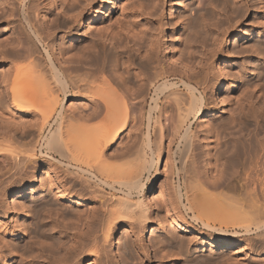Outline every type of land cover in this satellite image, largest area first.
I'll return each mask as SVG.
<instances>
[{"label": "bare ground", "instance_id": "1", "mask_svg": "<svg viewBox=\"0 0 264 264\" xmlns=\"http://www.w3.org/2000/svg\"><path fill=\"white\" fill-rule=\"evenodd\" d=\"M145 1L130 2V8L122 9L124 20L116 18L113 26L99 22L86 27L93 0H48L43 5L44 0H0V228L4 233L0 264H118L117 248L126 262L161 258L167 261L158 264H176L184 252L193 258L190 245L203 232L181 208L195 224L213 232L194 252L207 247L211 252L233 248L252 255L264 252V0L178 1L175 11L170 7L171 17L179 11L178 20L184 18L183 26L175 27V47L169 34L163 40L158 36L160 20H154L158 26L150 32L136 20V10L147 8ZM147 1V15L160 16V3L165 0ZM62 30L68 44L58 52L55 41ZM188 30L203 39L201 56L192 65L188 64L196 54L195 40L188 33L186 38ZM230 36L234 37L231 49ZM164 48L173 66L163 62ZM121 85L138 97L132 102L138 104L137 117L131 114V99L120 91ZM228 87L233 88L230 98L225 95ZM214 90L218 96L214 97ZM163 98L172 100L176 108L172 107L176 117L167 146L160 120ZM74 99H80L79 106ZM228 103L235 104L233 109ZM83 105L88 112H83ZM22 112L32 116L23 126L22 117L15 121ZM199 119L203 139L218 149L212 155L215 165L210 161L212 166L205 164L207 168L201 170L206 175L200 174L202 166L197 167L194 145L199 135L193 127ZM135 120L138 130L131 143L126 142L121 152H111L110 146ZM176 142V157L166 163L171 164L172 180L178 179L177 187L165 183L167 189H162L154 208L146 197L135 200L145 187L144 175L154 181L163 154L170 156ZM146 149L153 152L151 160ZM120 156L121 162L115 163ZM38 158L45 159L51 171ZM31 164L34 170L27 172ZM42 172H52L49 184H41L42 196L29 200V193L39 188ZM6 174L11 179L3 178ZM14 196L10 205L8 197ZM156 209L164 214L155 221ZM7 214H13L15 223L7 220ZM157 223L161 233L147 243L145 236ZM121 226L127 227V235L115 249ZM253 238L258 246H252ZM4 247H10L8 254ZM256 259L264 264V258ZM212 263L211 258L197 256L181 262Z\"/></svg>", "mask_w": 264, "mask_h": 264}, {"label": "rangeland", "instance_id": "2", "mask_svg": "<svg viewBox=\"0 0 264 264\" xmlns=\"http://www.w3.org/2000/svg\"><path fill=\"white\" fill-rule=\"evenodd\" d=\"M48 0H44V3H42V5L43 4H45L46 2H47ZM136 2L137 0H93V4H92V9H90L89 11H88V13H87V15H86V17H85V25H86V27L87 26H90V24H92V23H94V24H97V23H101V24H103V25H105V26H108V25H110V26H113V25H115L118 21V19H120L121 18V20H124L123 18H125L124 17V15H122L121 13H122V9L125 7V9L126 8H130V2L132 3V2ZM178 1H181V0H165V4L164 3H160V6H162V9H163V12H162V14L160 15V16H156V18H154L155 17V15L154 16H148L147 15V13L149 12V8H150V6L148 7V1L146 0L145 2L147 3H145L146 5H147V8L145 9V7H143L142 8V11L141 10H139L138 8V10L139 11H141V12H139L138 10H136V13L138 14V15H136L137 17H136V20L137 21H139V23H142V27H143V29H146V31H148V32H150V31H152V30H154V28H155V26H158L159 24H161V25H159L158 26V31H160V32H158L157 31V33H160V34H158V36L161 38V36H162V40H163V36L165 35V34H169L168 35V37L169 38H171L172 39V47H173V45H174V47H175V43H176V28H180V27H182L183 26V24H182V20L184 19V18H179V20H178V15L181 13V12H179V11H176V12H173L172 14V17L170 16V12L172 11V9H173V11H175L177 8H178ZM187 0H183L182 2H186ZM197 1H200V0H197ZM204 1V0H203ZM230 1V0H229ZM231 1H233V0H231ZM134 2V3H135ZM204 2H206V0L204 1ZM113 5H111V4ZM196 4H197V2H196ZM196 4H195V6H196ZM231 4H232V2H231ZM163 5H164V7H163ZM198 5V4H197ZM159 6V7H160ZM170 7L172 8L171 10H170ZM111 8V9H110ZM161 8V7H160ZM146 10H148L147 12H145V13H143L144 11ZM154 10V9H153ZM102 12L101 13V15H99L98 16V13L99 12ZM138 11V12H137ZM90 12H91V16H90ZM190 12V14L192 15V12H193V14H194V9H193V11L191 10V11H189ZM189 12H186L187 14H189ZM140 13V14H139ZM142 13V14H141ZM164 13V14H163ZM103 14V15H102ZM145 16H144V15ZM182 14H185V12H183ZM121 15V16H120ZM261 15H264V13L263 12H261ZM96 16H98L96 19H95V21L94 22H92V19L94 18V17H96ZM180 16V15H179ZM183 16H185V15H183ZM182 16V17H183ZM190 16V15H189ZM119 17V18H118ZM158 17V18H157ZM52 18V17H51ZM116 18H118V19H116ZM185 18H188V17H186L185 16ZM155 19H158V21H159V23H158V25H156L155 24ZM182 19V20H181ZM97 21V22H96ZM116 22V23H115ZM115 23V24H114ZM144 25V26H143ZM171 26L169 29H165L166 28V26ZM146 26V27H145ZM174 26V27H173ZM6 27V25L4 24L3 26H2V29H4ZM145 27V28H144ZM173 27V28H172ZM176 27V28H175ZM160 28V29H159ZM148 29V30H147ZM65 31L66 30H62V31H59L58 32V36H57V39L59 40V41H55V47H56V50L58 51L59 50V48L61 47V48H64V47H66L67 45H65L66 43L68 44V42H66L64 39H66L67 40V38H66V35H64L65 34ZM187 33L188 34H190V36H188V37H191L192 38V40H193V37L196 35V34H193L191 31L189 32V30L186 32V38H188L187 37ZM63 34V35H62ZM192 35H194V36H192ZM171 36V37H170ZM64 37V38H63ZM190 38V39H191ZM56 39V40H57ZM198 39H200V41L198 40ZM202 39V37L200 38V37H194V48H193V53H196V54H192V56H194V57H192L191 56V58L190 59H192L190 62H189V64L188 65H192V63L194 62H196L197 60H199V58H200V56H201V53H202V47H203V43H200V42H203V39ZM230 39H231V43L229 44V47H230V49L232 48V46H233V40H234V37H231L230 36ZM236 39V38H235ZM208 40V38H206L205 39V42ZM57 42H59V43H57ZM173 42H174V44H173ZM199 42V43H198ZM210 45H211V40H209V41H207ZM62 43H64V44H62V46H59V45H61ZM207 43V45L209 46V44ZM57 44V45H56ZM206 44V43H205ZM232 44V45H231ZM63 45H65L64 47H63ZM195 45H196V47H195ZM231 45V46H230ZM207 46V47H208ZM156 49H157V47H156ZM199 49H200V51H199ZM200 52V53H198V51ZM60 51V50H59ZM58 51V52H59ZM200 54V55H198V54ZM160 54L161 55H163V62H164V60H166V65H168L169 66V63H170V66H173L174 65V63L173 62H171V57L168 55V54H166L165 53V48L164 49H162V51H160ZM179 54V53H178ZM160 55V56H161ZM177 56H179V55H177ZM125 59V58H124ZM196 59V60H195ZM247 59V58H246ZM254 59H256V60H254ZM253 59V61H255V62H258L259 61V59H257V58H254ZM125 60H127V59H125ZM167 60H168V64H167ZM248 60H249V58H248ZM199 62V61H198ZM193 63V64H194ZM173 64V65H172ZM197 64V63H196ZM219 65V63H217V66ZM122 72L124 73V74H126L127 72L126 71H124V70H122ZM128 85H129V83H128ZM128 90H130V89H128V87H127V85H121V87H120V91H122V93L124 92V94H126L127 96H128V98L130 97V101H131V103H130V107H131V114L132 115H136V114H138L139 113V108H138V104L137 103H132V102H135V101H137L138 100V97L136 96V95H132V92H130V91H128ZM233 91V88H231V87H228L227 89H226V91H225V95L228 97V98H230L229 96L231 95V92ZM127 92V93H126ZM215 94H216V96H218L217 95V93H216V90H214V97H215ZM134 98V99H133ZM81 100H82V98H80ZM80 99H74V104L75 105H77V102L78 101H80ZM164 99V100H163ZM162 99V102H161V108L160 109H162L161 111H160V120H161V122H162V125L164 126V131H165V133H166V139H167V141H166V146H167V144H168V142L170 141V137H171V135H172V130H171V128L173 127V121H175L174 119H175V117H176V112H174V109L176 110V108H174L175 107V105L173 104L174 102L172 101V100H170V102L168 101H166L165 100V98H163ZM218 99H219V97H218ZM218 99H216V102H218V106H221V101H219ZM236 98H234V99H232V101L233 102H236V100H235ZM150 100V99H149ZM84 102V99L82 100V103ZM173 102V103H172ZM165 103H166V105H165ZM78 104H79V102H78ZM173 104V105H172ZM82 104H81V102H80V106H81ZM230 105V106H229ZM234 103L231 105V104H229L228 103V105H227V107H228V109L229 110H231V109H233L231 106H233L234 107ZM77 106H79V105H77ZM88 106V105H87ZM163 106H165V107H163ZM174 109H173V108ZM82 108V107H81ZM86 108V109H85ZM138 108V109H137ZM90 109V107L88 106V110ZM164 109V110H163ZM83 112H88L87 111V107H84V105H83ZM85 110V111H84ZM205 113V112H204ZM22 114V115H21ZM28 114V113H27ZM26 113H24V112H22V113H18V114H16V116H15V121H16V118H17V120L19 121V118L20 117H22V119H24V120H22V119H20V122H21V126H23V123L22 122H26L27 120H30L29 118H31L32 116L29 114V115H27ZM174 114H175V117H173L174 116ZM31 116V117H30ZM205 117H207L208 116V114H206L205 113V115H204ZM24 117V118H23ZM136 117H137V115H136ZM26 118V119H25ZM174 118V119H173ZM137 119V118H136ZM172 119H173V121H172ZM134 122H135V124H134ZM137 121L135 120V121H133V122H131V124H130V126L128 127V129H127V131L126 132H124V136L122 135V138L120 137V139L119 140H117L116 142H114L111 146H110V151L111 152H117L118 153V151L119 152H121L122 151V149L124 148L125 149V147L128 145V143H126V142H129V143H131V141L133 140V134L135 133V132H137V130H138V123H136ZM17 123H19V122H17ZM199 123V124H198ZM195 130V131H194ZM129 131V133L127 134V132ZM131 131V132H130ZM132 131H133V133H132ZM204 131V128L203 127H200V119L198 120V121H196V123L194 124V127H193V132L196 134V135H199V138H196L197 139V141L195 140V144L194 145H196V154H197V161H198V164L200 165H198L197 164V161H196V164H197V167H198V169H199V167H201L202 166V168H200V170L199 171H201L202 169H204L205 170V168H207V167H211L212 165H210V164H213V166L215 165V160H213V158H214V156H212V155H214V154H216L217 153V150L218 149H216V147L214 148V147H210L209 145V142L211 141V140H209L208 138V140L207 139H203V137H204V133H202ZM127 134V135H126ZM129 136H130V138H129ZM203 136V137H202ZM221 136V135H220ZM126 137V138H125ZM204 138H206V137H204ZM222 138V137H221ZM129 139H131V140H129ZM223 140H224V138H222ZM125 142H124V141ZM128 140V141H127ZM219 140H221L220 138H219ZM218 140V142H220V143H223V141H219ZM124 142L125 144H123V143H121V142ZM207 142H208V144H207ZM123 144V145H122ZM176 146H175V144H174V146H173V148L174 149H172V153L170 154V156H168V153L167 152H165L164 154H163V156H162V159H161V161H160V164H159V166H158V169H159V174H157L156 175V177H155V179H154V181L151 183V182H149L148 181V174L146 173L144 176V178H143V183H144V189L142 190V194H139V195H135L134 196V199L135 200H137V199H139V198H143V197H146V199H150L151 200V202H150V200H149V205H151V206H153L152 208H154V207H156V204H157V200L161 197L160 196V193H161V191H163V190H165V189H167L166 188V186H165V183H173L172 184V186L174 187V189H175V187H177V184L179 183L178 181H176V180H178V179H176L175 178V180H172V174H170V172H171V170H168V169H171L169 166L171 165L170 163L171 162H173V160L175 159V157H176V152H177V149H178V143L176 142ZM199 144V145H198ZM215 144V143H214ZM202 145V146H201ZM206 145V146H205ZM213 145V144H212ZM125 146V147H124ZM199 146V147H198ZM205 146V147H204ZM211 148V149H209V147ZM214 146V145H213ZM219 147V146H218ZM221 147V146H220ZM155 147H153V149H154ZM202 148H203V151H204V153H203V151H201L202 150ZM212 148H213V150L215 149L216 150V152H215V150L213 151L212 150ZM112 149V150H111ZM115 150V151H114ZM211 150V152H208V151H210ZM202 152V153H200V152ZM200 154H199V153ZM215 152V153H214ZM175 153V154H174ZM198 154L200 155V157H198ZM202 154V155H201ZM208 154L209 155H211L212 156V158H210V156H208ZM146 157H148L147 159L148 160H151L152 159V157H153V152H152V150H150V149H146ZM175 155V156H174ZM208 156V157H207ZM116 157H118V156H116ZM171 157V158H170ZM151 158V159H150ZM167 158H169L170 160H171V162H170V160L169 159H167ZM178 158V157H177ZM205 160H204V159ZM211 160H210V159ZM117 159H118V162H121V161H119V160H121L122 158H121V156L119 157V158H115L114 159V161H115V163H118L117 162ZM209 159V160H208ZM44 160L45 159H41V158H38V161H40L43 165H41V166H43L44 167V165H45V167L46 168H48L49 169V171H51V169L52 168H50V166H49V164H47L46 162H44ZM167 160H169V162L170 163H166V162H168ZM123 161V160H122ZM211 161V162H210ZM204 162V163H203ZM209 162H210V164H209ZM166 163V164H165ZM202 163V164H201ZM170 164V165H169ZM207 165V167H206V165ZM32 165V164H31ZM167 165V166H166ZM210 165V166H209ZM218 166V165H217ZM31 167H33V165L31 166ZM31 167L29 166V168L27 169V172L30 170V171H33L34 170V167L31 169ZM44 167V168H45ZM168 167V168H167ZM218 167H220V165L218 166ZM217 168V167H216ZM203 170V172H204V174L206 173V174H208L207 172H205ZM208 170V169H207ZM215 168H214V172H215ZM202 171L200 172V174L201 173H203ZM213 172V173H214ZM52 173V172H51ZM51 173H49V174H46V173H44L43 174V172L41 173V174H43L42 176V183L41 182H39V184H37V186H36V188H38L37 190H35L34 192H30L29 193V197H28V199L29 200H31V197H32V200H34L35 199V197H40V196H42V195H40V194H42V188H43V186H45L46 185V183L47 184H49V178L51 177ZM172 173V172H171ZM9 175H10V173H8ZM8 174H6V176L5 177H3V178H5V179H11L10 177H9V175ZM205 174V175H206ZM49 175H50V177H49ZM211 176V175H210ZM6 177H8V178H6ZM24 177H25V175H24ZM8 179V180H9ZM146 179V180H145ZM167 179V180H166ZM7 180V181H8ZM172 180V181H171ZM7 181H5V183H7ZM24 181L26 182V179H24ZM28 181V180H27ZM170 181V182H169ZM150 183H151V188H150V191L148 192V189H147V187L148 186H150ZM43 186H42V185ZM40 185V186H39ZM171 185V184H170ZM176 185V186H175ZM163 189V190H162ZM37 191V192H36ZM150 192H151V197L149 198V197H147V196H149V194H150ZM34 193V194H33ZM145 194H147V196L145 195ZM39 195V196H38ZM138 196V197H137ZM137 199H136V198ZM34 198V199H33ZM175 198V197H174ZM14 199H16V196H14V197H8V203H10V205H12V203L14 202L13 200ZM18 199H22V198H18ZM147 200V201H148ZM155 202V203H154ZM163 210H164V208H162ZM162 209H156V212H155V214H153V216L154 217H156L155 218V221L157 220V217H162L163 216V214H164V212H165V210H164V212H163V210ZM181 210H182V213H185V215H186V217L188 218V220L190 221V223L192 224V225H194L196 228H200V230L202 229L203 230V232H202V234H199V235H197V237H195V244L194 243H192L191 245H190V250H191V252H192V256H193V258L190 256V257H187L188 256V254H186V252H184V254H182L183 255V257L180 259V261H176V264H181V262L182 263H185V262H188V261H190V260H192V259H194V257H200V258H211V259H213V263L212 264H214V259H215V262L217 261V264H221V263H224V264H226L227 262H235L236 264H244V262H242V263H240V262H238V261H245L246 263L245 264H258L257 262H255V259H256V257H259L260 256V258H258V259H261V258H264V252L262 251V252H260L259 253V251L256 253V254H254V255H252V254H247V253H245V252H243V251H240L239 252V248H233V249H230V250H228V251H221V250H218V252L217 251H214V252H216V253H214L213 251L211 252V250H209V247H207V251L205 250H201L200 252H194L195 250H196V247H197V244L199 245V244H201L202 242V240L203 239H205V237H206V235H209V234H211V233H213L211 230H208V229H203L202 228V226H201V224H199V225H197V224H195V222H193L192 220H191V218H190V216H191V214H187V212H183L185 209H183V208H181ZM206 211V210H205ZM209 213H208V215H209V217H208V215H207V217L209 218V219H211L212 218V214L213 213H211L212 211L211 210H207ZM162 212H163V214H162ZM181 212V211H180ZM201 213H203V212H201ZM162 215V216H161ZM202 215H204V214H202ZM206 215H204V217L206 216ZM1 216H3V212L1 213L0 212V217ZM12 217H13V214L11 215V214H7L6 215V218H7V220L8 221H12L13 219H12ZM203 217V216H202ZM203 217V218H204ZM206 217V218H207ZM215 217V216H214ZM217 217H215V219H216ZM209 219H207V220H209ZM214 219V220H215ZM218 219V218H217ZM213 219H211V220H209V221H211V222H214V221H212ZM193 223H192V222ZM13 222H14V220H13ZM15 223V222H14ZM217 223V222H216ZM197 225V226H196ZM127 227L126 226H121L120 228H119V230H118V232H117V234H116V237H115V245H114V247L113 248H117L118 247V243L120 242V240H122L126 235H127V229H126ZM126 229V230H125ZM145 229V228H144ZM144 229H142V236H145L146 234V229L144 230ZM161 225L160 224H158L157 223V225L156 224H154L153 226H151V228H150V232L152 231V234L150 235H148V237L147 236H145V238H148V239H145L146 241H147V243L149 242L150 244H151V242H150V240L149 239H153V237L155 236V235H158V234H160L161 233ZM205 232V233H204ZM207 232V233H206ZM204 233V234H203ZM126 234V235H125ZM4 235V233H3V231H2V229L0 228V236H3ZM219 237H221V238H223L224 237V235L223 234H217ZM200 239H199V238ZM197 238V239H196ZM197 240V241H196ZM257 240L258 239H256V238H253L252 240H251V242L253 243V245H252V243H251V245L252 246H258V243L259 242H257ZM116 241H118V242H116ZM199 241V242H198ZM204 241V240H203ZM257 244H256V243ZM116 244H117V246H116ZM12 248V247H11ZM114 249V250H115ZM8 250H10V247H4V253H6V254H8V252H10V251H8ZM117 250V256H116V259H117V262H118V264H134V262H135V264H137L138 262H139V264H158L160 261H167V259H165V260H161V258L158 260V259H156V261H154V262H150V261H146V260H140L139 258L138 259H136V260H132V262H129V261H131V260H129V261H127L126 262V260L127 259H125L124 258V256L123 255H121L122 253H120V251H118L119 249L117 248L116 249ZM115 250V251H116ZM237 251V252H236ZM1 252V251H0ZM206 252V254H204ZM209 252H211V253H209ZM220 255H219V254ZM224 254V255H222V254ZM227 253V254H226ZM260 255H259V254ZM121 256H120V255ZM200 256H199V255ZM204 254V255H203ZM210 254V255H209ZM258 254V255H257ZM0 255H1V253H0ZM195 255V256H194ZM205 256V257H203V256ZM209 255V256H208ZM217 255H219V256H217ZM261 255H262V257H261ZM153 256V255H152ZM202 256V257H201ZM212 256V257H211ZM229 256H231V257H229ZM252 256H253V258H252ZM215 257H218V258H215ZM223 257V258H222ZM227 257V258H226ZM184 258V259H183ZM192 258V259H191ZM229 258V259H228ZM252 258V259H251ZM183 259V260H182ZM217 259V260H216ZM223 259L225 260V259H228L229 261H223ZM233 259V261H230V260H232ZM235 259V260H234ZM248 259V260H247ZM258 259H256V261L258 260ZM154 260H155V258H154ZM221 260V261H220ZM0 261H1V256H0ZM136 261H137V263H136ZM223 261V262H222ZM249 263H248V262ZM219 262V263H218ZM91 263V262H90ZM89 262H85V263H83V264H90ZM234 263V264H235ZM114 264H115V262H114ZM216 264V263H215Z\"/></svg>", "mask_w": 264, "mask_h": 264}]
</instances>
